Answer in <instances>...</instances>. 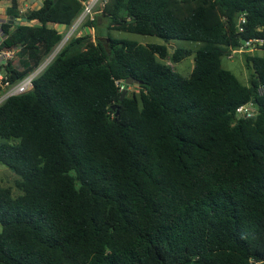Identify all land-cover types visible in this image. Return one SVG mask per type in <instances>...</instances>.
Here are the masks:
<instances>
[{"label": "trees", "instance_id": "trees-1", "mask_svg": "<svg viewBox=\"0 0 264 264\" xmlns=\"http://www.w3.org/2000/svg\"><path fill=\"white\" fill-rule=\"evenodd\" d=\"M82 1L43 0L1 24L0 48L18 47L16 65L0 66L8 80L38 64ZM7 13L20 17L16 0ZM101 15L163 43L73 36L0 104V164L20 190L0 186V264L264 259V56L240 51L248 85L221 65L251 38L264 51V0H107ZM192 52L183 76L172 64ZM127 77L139 90L120 100ZM247 103L251 116L236 112Z\"/></svg>", "mask_w": 264, "mask_h": 264}, {"label": "rangeland", "instance_id": "rangeland-1", "mask_svg": "<svg viewBox=\"0 0 264 264\" xmlns=\"http://www.w3.org/2000/svg\"><path fill=\"white\" fill-rule=\"evenodd\" d=\"M95 27L91 28L87 21H84L75 31V33L71 36H79L82 34H90L94 37L103 38L106 36H110L116 39H128L134 40L140 44L147 43H163V40L159 37L152 35H141L133 32L114 30L109 27V21L107 18L101 15V12L96 14ZM75 23L72 22L68 27L57 25L56 28L61 31L62 35L70 29V27ZM69 28V29H68ZM201 43L186 41V40H170L167 42V48L172 50L174 47H182V48H190L195 50L199 47ZM249 52L251 54L264 56V51L259 50L255 47L250 48ZM245 53L238 52L233 54L232 56L224 55L221 58V65L224 69L230 71L240 83L248 85L249 78V70L245 66ZM11 65H16L17 57L10 59ZM166 63L171 64L169 60H166ZM172 67L175 71L180 73L183 76H188L193 68V52L181 59L179 62L173 63ZM127 91L138 93L139 87L136 84H130L126 87ZM18 179L17 175L9 170L6 166L0 164V186L7 187L10 189L12 196H17L20 194V190L16 187V180Z\"/></svg>", "mask_w": 264, "mask_h": 264}, {"label": "built area", "instance_id": "built-area-1", "mask_svg": "<svg viewBox=\"0 0 264 264\" xmlns=\"http://www.w3.org/2000/svg\"><path fill=\"white\" fill-rule=\"evenodd\" d=\"M107 0H85L82 1L83 9L81 13L74 20L75 23L70 27L68 31H66L61 39L52 47V49L45 55L43 58L32 67L28 72H26L21 78L18 80L11 82L8 80L6 73L2 72L0 69V104L10 96L19 95L25 93L32 89L34 79L48 66V64L56 57L61 48L68 42L71 36L75 33L77 28L84 21H91L96 18V14L101 12L103 5ZM246 22L244 14H240L237 21V29L238 31L243 30V24ZM2 38L0 37V44ZM261 43V39L259 38H251L245 40L242 45L237 48L231 49L229 56L236 52H240L246 49L257 46V44ZM18 50L17 46L13 47H4L0 48V66L6 65L10 59L16 57V52ZM118 89L123 90L124 84L117 82ZM254 107L250 104H243L236 108V112L239 114L248 117L253 114ZM250 264H264V259H256L250 258Z\"/></svg>", "mask_w": 264, "mask_h": 264}, {"label": "crops", "instance_id": "crops-1", "mask_svg": "<svg viewBox=\"0 0 264 264\" xmlns=\"http://www.w3.org/2000/svg\"><path fill=\"white\" fill-rule=\"evenodd\" d=\"M43 0H16L17 10L19 14V18H15L14 16L7 13V9L11 4V0H0V37L3 38V34L1 31L2 23H10L14 25L18 19L20 21L25 22L23 17L28 11L32 9H37L41 6Z\"/></svg>", "mask_w": 264, "mask_h": 264}, {"label": "water", "instance_id": "water-1", "mask_svg": "<svg viewBox=\"0 0 264 264\" xmlns=\"http://www.w3.org/2000/svg\"><path fill=\"white\" fill-rule=\"evenodd\" d=\"M124 83L126 84V85H130V84H135V83H137V80L136 79H133L132 77H127L125 80H124ZM126 91H127V89L126 88H124L122 91H121V94H120V96H119V99L121 100L123 97H124V95L126 94ZM252 102H254V101H252Z\"/></svg>", "mask_w": 264, "mask_h": 264}]
</instances>
